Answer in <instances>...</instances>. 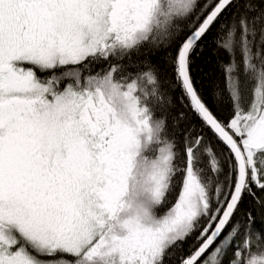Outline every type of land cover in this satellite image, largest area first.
<instances>
[{"label":"snow or ice","instance_id":"1","mask_svg":"<svg viewBox=\"0 0 264 264\" xmlns=\"http://www.w3.org/2000/svg\"><path fill=\"white\" fill-rule=\"evenodd\" d=\"M0 264H264V0H0Z\"/></svg>","mask_w":264,"mask_h":264}]
</instances>
